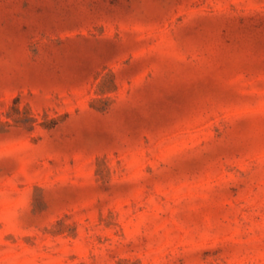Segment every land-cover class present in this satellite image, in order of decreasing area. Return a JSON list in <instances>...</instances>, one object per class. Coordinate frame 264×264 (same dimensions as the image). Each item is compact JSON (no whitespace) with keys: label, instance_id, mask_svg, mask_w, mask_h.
Returning a JSON list of instances; mask_svg holds the SVG:
<instances>
[{"label":"rangeland","instance_id":"obj_1","mask_svg":"<svg viewBox=\"0 0 264 264\" xmlns=\"http://www.w3.org/2000/svg\"><path fill=\"white\" fill-rule=\"evenodd\" d=\"M0 264H264V0H0Z\"/></svg>","mask_w":264,"mask_h":264}]
</instances>
